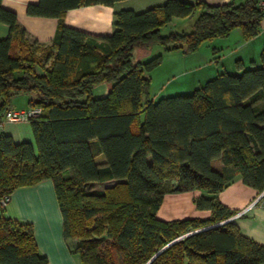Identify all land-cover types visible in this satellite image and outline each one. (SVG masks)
<instances>
[{"label":"trees","instance_id":"trees-1","mask_svg":"<svg viewBox=\"0 0 264 264\" xmlns=\"http://www.w3.org/2000/svg\"><path fill=\"white\" fill-rule=\"evenodd\" d=\"M116 1L29 3L28 14L59 19L54 40L41 44L27 38L16 12L0 0V22L10 30L0 38V114L21 93L34 92L29 105L41 108L29 119L34 143L0 131V198L51 179L64 236L81 264H262L264 245L240 231L232 219L238 211L218 193L234 175L264 190V46L260 64L222 70L192 92L158 100L149 97V73L163 54L134 56L136 48L156 44L193 52L236 28L250 39L264 18L259 0L121 8L104 35L64 22L69 9ZM194 15L186 28L162 32L173 18ZM103 82L111 83L108 92L94 96ZM174 190H201L196 207L211 214L158 217L164 195ZM0 264H49L33 223L6 215L1 201Z\"/></svg>","mask_w":264,"mask_h":264},{"label":"crops","instance_id":"crops-1","mask_svg":"<svg viewBox=\"0 0 264 264\" xmlns=\"http://www.w3.org/2000/svg\"><path fill=\"white\" fill-rule=\"evenodd\" d=\"M39 0H1V5L13 10L17 14V22L25 30L27 38L32 42L41 44L51 43L57 33L59 19L49 16H35L27 13V5L36 3ZM166 0H120L113 5L94 4L69 9L64 17L67 25L82 29L91 34L104 35L110 34L114 30V12L121 8H132L142 11L149 7L162 4ZM194 1V0H190ZM212 4H220L229 0H205ZM179 21L171 22L183 24L187 20L181 17ZM184 20V21H180ZM170 22V23H171ZM9 25L0 22V38L7 37ZM237 38V45L230 40L231 37L214 38L203 42L200 47L187 52L190 57L198 58L201 62L199 69L205 70L204 74L197 80L201 83L202 79H209L228 67L223 61L220 65L216 54L225 47H230L232 58H236L237 71L250 66L252 62L260 64V54L264 46V19L261 23L260 32L246 39L242 35L240 28L232 31ZM232 33V34H233ZM140 54L154 51L151 49L136 48ZM202 50V51H201ZM158 51V50H157ZM156 51V52H157ZM203 52V53H201ZM159 53V52H158ZM209 54V56L207 55ZM154 54H148L152 56ZM147 56V57H148ZM212 56V57H211ZM187 57V58H190ZM211 58V59H210ZM217 58L218 64L213 65L210 60ZM231 58V59H232ZM240 59L242 68L238 67L237 60ZM222 60V59H221ZM224 60V59H223ZM35 97V96H31ZM263 103V102H262ZM11 107L17 108L18 105L11 103ZM29 102L28 106L29 107ZM23 107V108H27ZM10 134L14 141L35 142L32 127L29 121L7 122L2 129ZM218 168L231 173L220 160ZM201 190H174L167 192L158 210V217L162 219H177L186 217H208L210 209H200L196 207L194 197L200 194ZM263 191L246 184L239 175H234L229 184L218 193L222 203L238 212L241 215L233 216L235 223L240 231L264 245V203L256 202ZM5 214L21 221L32 222L35 228V236L40 251L48 257L49 264H81L79 253L75 250L72 241L64 236L63 216L58 203L54 183L51 179L42 180L36 184L18 187L12 194L9 202L5 206ZM264 264V261L262 262Z\"/></svg>","mask_w":264,"mask_h":264},{"label":"rangeland","instance_id":"rangeland-1","mask_svg":"<svg viewBox=\"0 0 264 264\" xmlns=\"http://www.w3.org/2000/svg\"><path fill=\"white\" fill-rule=\"evenodd\" d=\"M196 15L192 16V18H186L187 20L184 24L187 25L194 19ZM174 21H179V18H174ZM184 21V20H180ZM184 25V26H185ZM183 24H174V22L169 23L168 25L162 27V32L168 33L172 29L181 30L184 27ZM189 28V27H188ZM231 32L226 37H231L230 40L234 43L233 47L239 43H237V38L234 36L236 32ZM154 51L151 50L144 55V53L140 54L139 51L135 50L134 56L137 60L138 58L142 60H148L152 56H148V54H158L162 53L163 58L159 65H157L149 74L151 75V82L149 85V97L154 100H158L162 96L178 94V93H189L192 92L196 87L204 84L208 79H202L203 81L199 83L197 81L201 75H203L205 70L199 69L196 67L201 62L198 58L190 57L191 54H187L183 48H178L174 50L165 51L161 45H154ZM158 50V51H157ZM157 51V52H156ZM202 51V50H201ZM230 47H225V49H221L216 56H220L219 64L221 65L222 62H225V65L228 67L226 68L229 72H238L236 67V58H232V54H230ZM203 53V52H201ZM209 56V54L207 53ZM148 56V57H147ZM190 57V58H187ZM212 57V56H211ZM232 58V59H231ZM211 59V58H210ZM217 58H213L210 60V63L213 65L218 64L216 62ZM222 59V60H221ZM224 59V60H223ZM248 66V65H247ZM215 76V75H213ZM211 78V77H210ZM111 87V83L103 82L98 85L93 90L94 96H102L105 95L109 88ZM31 96H36L33 93H21L17 94L13 97L12 103L18 105L17 109H22L23 107L28 106V102ZM12 105V104H11ZM143 114L141 115V118ZM214 165L218 166V161L215 160ZM113 184V181L99 183L96 184L97 188H104ZM73 243V241H72ZM74 245V244H73Z\"/></svg>","mask_w":264,"mask_h":264},{"label":"built area","instance_id":"built-area-1","mask_svg":"<svg viewBox=\"0 0 264 264\" xmlns=\"http://www.w3.org/2000/svg\"><path fill=\"white\" fill-rule=\"evenodd\" d=\"M258 5L264 12V0H259ZM40 113H41V108L38 106H35V107L29 106L27 108H22V109L10 107L9 109H7V111L4 114H0V131L4 128L7 122L29 121L30 118L38 116ZM10 198H11V195H5L2 198H0V201L4 206H6ZM259 201L264 203V190L261 193L258 200H256V202H259ZM242 213L243 211L238 212L236 215H241Z\"/></svg>","mask_w":264,"mask_h":264}]
</instances>
